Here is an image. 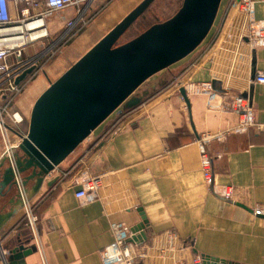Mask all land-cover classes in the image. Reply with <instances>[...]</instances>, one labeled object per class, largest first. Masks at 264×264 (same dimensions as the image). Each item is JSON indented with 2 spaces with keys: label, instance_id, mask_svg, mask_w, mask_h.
Here are the masks:
<instances>
[{
  "label": "crops",
  "instance_id": "obj_1",
  "mask_svg": "<svg viewBox=\"0 0 264 264\" xmlns=\"http://www.w3.org/2000/svg\"><path fill=\"white\" fill-rule=\"evenodd\" d=\"M232 1L221 0L200 45L157 72L141 89L145 97L122 112L114 128L107 133L109 124L101 123L99 137L89 135L48 175L56 178L52 185L43 182L36 194H27L37 216L38 246L24 264H102L99 252L115 232L127 238L135 264H170L201 254L232 264H264L259 215L264 213V130L238 131L235 105L237 97L245 98L255 122L264 125V83L255 80L264 75V45L253 46L247 38L249 20H264V0H252L249 13ZM99 17L91 18L96 27L117 18ZM66 56L43 66L11 111H31L39 95L34 91L44 90L80 57L68 64ZM27 120L17 126L25 129ZM203 134L212 136L205 143L211 184L200 164ZM1 140L0 134V157ZM18 140L10 134L12 143ZM85 170L98 177L99 186L97 198L82 203L74 193ZM222 187L232 189L230 198L217 193ZM17 208L0 228V264L17 236L34 244L23 207Z\"/></svg>",
  "mask_w": 264,
  "mask_h": 264
},
{
  "label": "water",
  "instance_id": "obj_2",
  "mask_svg": "<svg viewBox=\"0 0 264 264\" xmlns=\"http://www.w3.org/2000/svg\"><path fill=\"white\" fill-rule=\"evenodd\" d=\"M153 0H141L96 43L73 62L35 99L25 135L12 148V163L0 157V228L21 205L15 175L28 195H34L43 182L52 185L48 175L90 133L116 109L130 110L143 95L135 90L150 76L181 60L205 39L221 0H182L169 18L151 24L131 39L117 43ZM27 69L17 79H22ZM255 77L254 56L250 78ZM252 86L249 87L250 98ZM187 102L183 88L179 89ZM247 96V94H246ZM33 182L28 190L27 184ZM7 208V209H6ZM6 209V210H5ZM264 217V213H259ZM29 238H15L5 253L3 264H24L36 251ZM203 264H232L231 261L201 254Z\"/></svg>",
  "mask_w": 264,
  "mask_h": 264
},
{
  "label": "built area",
  "instance_id": "obj_3",
  "mask_svg": "<svg viewBox=\"0 0 264 264\" xmlns=\"http://www.w3.org/2000/svg\"><path fill=\"white\" fill-rule=\"evenodd\" d=\"M95 1L13 0L10 2V0H0V134L4 145L2 155L8 156L11 163L12 148L18 142L12 143L10 134L14 133L15 130L25 135L27 131V127L25 129L15 128L10 124V122L19 123L15 113L11 111L13 103L24 91L29 81L41 71L42 61H47L54 55L59 45L65 42L68 34H72L77 24H80L79 28H82L88 23L89 17L87 18L85 13ZM232 5H236L241 11L249 13L252 0H233ZM66 7H72L75 10L74 16L69 19L62 16L65 26L55 37H52L48 19L55 12H63ZM247 38L253 46L264 45V20H249ZM27 69H31L30 72L16 82V79ZM255 80L264 83V75L257 74ZM209 86L210 84L207 83V87ZM235 105L239 113L238 131L245 130L250 126L264 130V125L255 122L253 113L245 98L237 97ZM211 137L209 134H203L200 136L199 143L200 164L206 183L211 182L212 158L206 149L205 143ZM18 139L20 140L19 137ZM84 172L86 175L81 186L74 193L75 197L82 203L96 199L99 186L97 176L89 174L87 170ZM15 179L17 191L21 198V206L23 207V221L31 239L34 241V245L37 247V216L33 211L30 198L20 182V176L15 175ZM217 193L224 198H230L232 189L222 187ZM99 255L102 264H135L137 262V255L131 249L127 238L122 237L117 232L114 233L112 241L100 250ZM170 264H203V262L199 255H194L188 261H173Z\"/></svg>",
  "mask_w": 264,
  "mask_h": 264
},
{
  "label": "rangeland",
  "instance_id": "obj_4",
  "mask_svg": "<svg viewBox=\"0 0 264 264\" xmlns=\"http://www.w3.org/2000/svg\"><path fill=\"white\" fill-rule=\"evenodd\" d=\"M12 1L13 0H10V2ZM140 1L141 0H96L95 2H93L85 13V16L87 18L89 17L88 23L82 28H79L80 24H77L74 27L72 34L67 35L65 42L59 45L54 55L51 58H49L47 61H42V67L43 66L47 67L50 63L53 62L55 58H57L60 55H62L63 57L67 55L66 56V58L68 59L67 62L68 64H71L73 60H76L81 54L85 53L94 43H96L104 35V33H106L112 26H114L122 17H124L131 9H133ZM181 2L182 0H153L150 3V5L147 7V9L132 23V25L118 39L117 43H123L131 39L132 37L136 36L143 30H145L151 24L156 23V22H161L169 18L176 12V10L181 5ZM12 9L14 13V8L12 7ZM74 12L75 10H73L72 7H66L63 12H60V11L55 12L48 19V22L53 21L52 25H49L48 23L49 30L52 33L51 34L52 37H55L56 34H58L65 26V23L62 20V16H65L66 19H69L74 16ZM102 15L104 16V18L106 16L109 17V16L116 15L117 18L114 19V21H110V24L109 23H99L100 24L99 27L94 26L95 22H92L91 18L93 17L95 19L99 16L101 17ZM155 74H153L147 80H145L135 90V94L139 93L141 89L145 85H147V83H149L148 81L152 79ZM38 90L39 91H34V96L37 94H40V92L43 89L39 87ZM144 97L145 95H143L142 98ZM29 111H30L29 107H26L24 112L17 108H15L14 112L12 110L13 113H16L15 117L17 120H19V123L22 124V126H25L27 116L29 119V114H28ZM121 114L122 113L116 109L104 120L105 124H109V130L107 131V133L112 128H114L115 125H117L116 122L120 119ZM19 123L14 124L10 122V124L13 125L15 128L20 126ZM27 126H28V120H27ZM98 127L95 128L90 133L91 139L94 136L99 137L101 132H100V128ZM1 142L3 144V140H1Z\"/></svg>",
  "mask_w": 264,
  "mask_h": 264
},
{
  "label": "flooded vegetation",
  "instance_id": "obj_5",
  "mask_svg": "<svg viewBox=\"0 0 264 264\" xmlns=\"http://www.w3.org/2000/svg\"><path fill=\"white\" fill-rule=\"evenodd\" d=\"M145 91H140L139 93H137V95H141L143 94Z\"/></svg>",
  "mask_w": 264,
  "mask_h": 264
},
{
  "label": "trees",
  "instance_id": "obj_6",
  "mask_svg": "<svg viewBox=\"0 0 264 264\" xmlns=\"http://www.w3.org/2000/svg\"><path fill=\"white\" fill-rule=\"evenodd\" d=\"M124 112V111H123ZM122 113V112H121Z\"/></svg>",
  "mask_w": 264,
  "mask_h": 264
}]
</instances>
